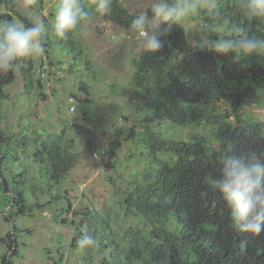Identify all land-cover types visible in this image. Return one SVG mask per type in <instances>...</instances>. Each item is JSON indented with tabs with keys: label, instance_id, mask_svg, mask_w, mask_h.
I'll list each match as a JSON object with an SVG mask.
<instances>
[{
	"label": "trees",
	"instance_id": "16d2710c",
	"mask_svg": "<svg viewBox=\"0 0 264 264\" xmlns=\"http://www.w3.org/2000/svg\"><path fill=\"white\" fill-rule=\"evenodd\" d=\"M86 2L82 1L89 17L81 24L91 20L110 23L126 36H135L130 31L134 13L126 10L119 0H113L108 16L98 15L95 0ZM0 7L3 8L0 20H17L31 26L28 17L18 12L14 0H0ZM56 9H50L49 18L41 17L45 23V39L44 51L37 58L38 69V61L26 57L20 58L9 72H0V101L6 96L4 88L14 81L16 73L26 93L35 88L44 98L40 70L46 66L48 73L47 57L52 58L55 50L69 58L68 71L81 64L90 76L94 75L92 63L75 39L76 29L62 40L55 36L51 26ZM219 12L218 18L199 14L205 28L200 26L198 31H209L219 22L264 36V20L246 18L238 0H221ZM210 38L214 39L215 34ZM162 41L160 50L144 52L132 59L134 73L129 85L147 115L137 130L127 129L126 138L144 147L149 167L137 175L138 178L133 176L127 181L121 206L136 221L129 226H114V217L106 210L85 207L74 211L70 218L60 220L75 231L70 247L77 253L79 264H264V232L254 236L233 227L224 202L207 182L209 177H219L224 153L264 156V122L247 121L240 114L250 88L264 91V57L234 61L230 56L192 47L186 41L182 26H173ZM44 54L46 60H43ZM161 71L166 74L163 84L146 85L148 73ZM235 86L245 89L241 93H230ZM223 101L229 107L218 113L217 106ZM164 123L179 128H210L213 141L202 134L190 135L186 140L165 138L159 130L155 131ZM22 132L21 139L17 140L13 134L0 130V193L8 196L3 206V209L7 207L4 220L13 226L12 232L1 241L7 250L15 248L9 257L3 256L0 264H12V259L18 256L15 234L21 230L17 229L15 221L49 204L41 203L38 195L59 188L79 159L72 150V140L66 138L65 129L33 131L31 136ZM13 141L23 152L31 149L30 154H25L28 166L18 172L8 168L4 173L1 145L11 146ZM88 143L91 153L102 147L101 144L95 150L91 142ZM105 144L110 153L112 143L106 141ZM111 156L112 153L110 159ZM33 168L38 183L32 181ZM170 227L177 229L173 231ZM24 232L29 234L28 230ZM85 233L99 242V248L79 249L77 239Z\"/></svg>",
	"mask_w": 264,
	"mask_h": 264
},
{
	"label": "rangeland",
	"instance_id": "374dc122",
	"mask_svg": "<svg viewBox=\"0 0 264 264\" xmlns=\"http://www.w3.org/2000/svg\"><path fill=\"white\" fill-rule=\"evenodd\" d=\"M14 2L18 12L34 23L37 20L43 21L41 17L49 18L50 9L57 7L59 0H42L41 3L39 0ZM119 2L134 14L149 4V0ZM0 10L3 8L0 7ZM181 26L185 31L186 41L189 33L192 38L215 34L212 29L204 30L203 33L198 31L200 26L205 28L199 15ZM74 36L92 63V70L95 71L93 76L81 64L71 72L68 71L71 68L69 58L55 50V54L50 56L52 58L47 57L48 73L42 82L44 98L38 95L35 88L29 94L26 93L20 76L16 73L14 81L4 88L6 96L0 101L2 132L13 134L19 140L23 135L22 131L26 136H31L33 131L65 129L66 138L72 140V150L79 157L76 166L59 188L54 187L45 194L38 195L41 203H50L42 209L34 210L32 215L15 221V226L21 232L16 231L15 234L19 244L18 256L12 259V264H79L77 253L70 247L75 231L72 227L61 224L60 220L70 218L74 211H81L85 207L110 212L114 217V226H129L136 221L122 209L121 202L127 181L133 176L138 178L137 175L149 167L144 147L126 138L127 129L139 128L138 124L142 125L141 120L147 115L135 90L129 85L134 73L132 59L139 55L135 51L138 39L136 36H126L113 24L95 20L80 24ZM45 56L47 55L44 54L43 60H46ZM39 57L31 56L37 61ZM38 64L39 61L37 69ZM165 76L163 71L150 72L146 75V85H161ZM244 89L245 87L235 86L229 92L241 93ZM69 99H72V103H69ZM69 104L74 107V111H68ZM226 107H229L227 102H220L217 112L222 113ZM240 114L244 120L264 122V91L250 88ZM158 130L163 137L169 139L186 140L190 135L202 134L210 142L213 141L210 128L204 126L179 128L164 123L162 127L155 129ZM105 140L112 143L111 159H92L88 142L97 150ZM14 144L13 141L11 146L1 145V155L4 156L2 169L6 168L4 173L8 168L18 172L21 167L28 166L25 154H30L31 149L23 152L24 149H19ZM12 151H16V154ZM32 181L38 183L34 168ZM7 198V194L0 193V208L7 204ZM3 214L0 212L1 221ZM2 225L0 231L3 234L4 229L7 233L12 232L11 224ZM169 229L175 231L177 228ZM26 230L29 234L24 232ZM14 249H3L0 252V263L3 256L9 257Z\"/></svg>",
	"mask_w": 264,
	"mask_h": 264
},
{
	"label": "clouds",
	"instance_id": "9594fccd",
	"mask_svg": "<svg viewBox=\"0 0 264 264\" xmlns=\"http://www.w3.org/2000/svg\"><path fill=\"white\" fill-rule=\"evenodd\" d=\"M246 18L264 20V0H238ZM113 0H95L96 12L108 16ZM221 0H149L146 8L134 14L130 31L138 39L137 54L156 52L163 47L162 37L173 26H181L190 18L202 13L218 18ZM82 0H59L52 29L55 36L64 39L88 20ZM215 38L203 35L187 43L192 47L207 49L234 61L249 57H264V36L250 34L246 28H229L217 23L211 30ZM45 25L37 20L31 26L14 20H0V72L12 70L20 58L42 54L44 51ZM218 178L207 182L228 209L229 218L241 233L258 236L264 232V156L222 154ZM81 251L99 248V242L88 234L77 239Z\"/></svg>",
	"mask_w": 264,
	"mask_h": 264
},
{
	"label": "built area",
	"instance_id": "2783aa9c",
	"mask_svg": "<svg viewBox=\"0 0 264 264\" xmlns=\"http://www.w3.org/2000/svg\"><path fill=\"white\" fill-rule=\"evenodd\" d=\"M46 66H43L42 69L40 70V77L44 80L46 78ZM69 103H72V99H69ZM69 112L74 111V107L70 106L69 104ZM108 145L103 143L102 147L99 151H95L92 153L91 157L92 159H100V158H104V159H109L110 158V153L108 151ZM110 160V159H109Z\"/></svg>",
	"mask_w": 264,
	"mask_h": 264
},
{
	"label": "crops",
	"instance_id": "0c3cea01",
	"mask_svg": "<svg viewBox=\"0 0 264 264\" xmlns=\"http://www.w3.org/2000/svg\"><path fill=\"white\" fill-rule=\"evenodd\" d=\"M0 212L1 213H4L3 215L5 216L6 215V210L5 209H3V205H2V207L0 208ZM3 216V217H4ZM0 221H1V219H0ZM2 223H4V224H8V222H6L5 220H4V218H2V221H1V225L0 226H2V228H3V225H2ZM8 231H6L5 229H4V234L5 233H7ZM3 234V232H1L0 231V252L3 250V249H7V246L6 245H4L3 243H2V241H1V239H2V236L4 235ZM9 233H7V235H8ZM6 235V236H7ZM4 246H5V248H4Z\"/></svg>",
	"mask_w": 264,
	"mask_h": 264
}]
</instances>
